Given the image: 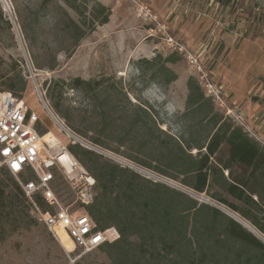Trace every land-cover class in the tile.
<instances>
[{"label": "rangeland", "instance_id": "1", "mask_svg": "<svg viewBox=\"0 0 264 264\" xmlns=\"http://www.w3.org/2000/svg\"><path fill=\"white\" fill-rule=\"evenodd\" d=\"M0 9V91L14 85L11 94L38 113L41 130L67 148L77 144L238 219L264 245V232L210 198L215 188L196 193L173 171L164 168V176L132 161L155 164V150L140 148L143 139L119 145L128 129L125 111L139 107L169 137L190 144L192 156L198 152L193 146L219 118L264 147V0H0ZM66 14L85 33L73 49L76 32L67 27ZM106 14L107 23L99 24ZM74 78L91 86L86 92L73 89ZM189 81L204 97L198 111L186 103ZM103 128L105 134L97 135ZM92 138L105 145L93 144ZM53 178L61 205L78 212L77 190L60 173ZM92 190L95 197V181ZM28 212L34 223L0 240V264H112L103 249L80 254L61 234L60 246ZM229 245L232 251L239 248Z\"/></svg>", "mask_w": 264, "mask_h": 264}, {"label": "trees", "instance_id": "2", "mask_svg": "<svg viewBox=\"0 0 264 264\" xmlns=\"http://www.w3.org/2000/svg\"><path fill=\"white\" fill-rule=\"evenodd\" d=\"M100 10L103 12L105 8L100 6ZM0 19H3L1 9ZM107 20L106 14L99 24ZM67 21V27L76 32L73 49L85 33L69 16ZM5 23L10 28L7 20ZM21 29L24 35L22 25ZM49 69L53 70L54 66ZM70 85L83 92L91 86L80 78H74ZM187 87L188 108L202 109L204 97L197 85L189 81ZM7 89L11 93L14 85L9 84ZM51 108L60 113L56 104ZM105 118L101 115V121H106ZM124 119L128 129L119 145L143 139L140 148L150 146L156 152L154 165L133 158L132 161L164 176L168 175L164 168L171 170L181 177L182 185L196 193L215 188L211 199L227 206L260 233L264 232V147L240 128L220 123L219 118L213 120L202 142L193 146L198 152L192 156L190 144L175 141L161 131L149 111L135 107L125 111ZM110 120L114 122L113 118ZM105 132L104 128L100 129L97 135ZM45 133L42 130L41 134ZM91 142L105 145L99 138H92ZM68 151L95 181L96 195L86 211L96 229L115 227L119 234L116 241L100 247L112 264H264V245L214 207L198 203L167 185L151 182L77 144L69 146ZM11 177L7 172L0 173V240L34 223L28 212L30 203ZM222 192L236 203L223 198ZM34 202L45 210L42 198L35 196ZM236 243L239 248L229 250L227 245ZM248 250L255 254L244 256Z\"/></svg>", "mask_w": 264, "mask_h": 264}, {"label": "built area", "instance_id": "3", "mask_svg": "<svg viewBox=\"0 0 264 264\" xmlns=\"http://www.w3.org/2000/svg\"><path fill=\"white\" fill-rule=\"evenodd\" d=\"M45 109L49 111L46 106ZM41 123L38 113L21 99L0 91V173L7 172L15 178L30 203L32 216L60 246L59 234H64L80 254L116 241L119 234L114 228L97 230L86 212L93 201L94 180L79 173L82 167L67 146L58 140L42 141ZM54 173H60L66 183L77 190L78 212H69L61 205L52 190ZM35 196L42 198L47 209L42 210L35 204Z\"/></svg>", "mask_w": 264, "mask_h": 264}, {"label": "bare ground", "instance_id": "4", "mask_svg": "<svg viewBox=\"0 0 264 264\" xmlns=\"http://www.w3.org/2000/svg\"><path fill=\"white\" fill-rule=\"evenodd\" d=\"M41 139H42V141H44V142H49V143H51V142H57L56 137H55L52 133H49V132L45 133V134L42 136ZM79 173L82 174V175L85 174V173H84V170H83L82 168L80 169ZM89 181L92 182L91 179H89ZM233 218H234V217H233ZM234 219H236V218H234ZM236 220H237L240 224H242L247 230H249L250 232H252V233L255 234V232L253 231V229H251L249 226H247L246 224L240 222L238 219H236ZM59 235H60V234H59ZM255 235H256V234H255ZM256 236H257V235H256ZM257 237H258V236H257Z\"/></svg>", "mask_w": 264, "mask_h": 264}, {"label": "water", "instance_id": "5", "mask_svg": "<svg viewBox=\"0 0 264 264\" xmlns=\"http://www.w3.org/2000/svg\"><path fill=\"white\" fill-rule=\"evenodd\" d=\"M183 191H185V190H183ZM234 221H236L239 225H241L242 226V228H244L247 232H249L250 234H252L254 237H256V235L254 234V233H252V232H250L249 230H247L242 224H240L236 219H234Z\"/></svg>", "mask_w": 264, "mask_h": 264}, {"label": "crops", "instance_id": "6", "mask_svg": "<svg viewBox=\"0 0 264 264\" xmlns=\"http://www.w3.org/2000/svg\"><path fill=\"white\" fill-rule=\"evenodd\" d=\"M245 96H243L242 98H244ZM247 108V107H246Z\"/></svg>", "mask_w": 264, "mask_h": 264}]
</instances>
